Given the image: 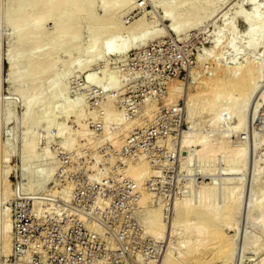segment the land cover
<instances>
[{"label":"rangeland","instance_id":"1","mask_svg":"<svg viewBox=\"0 0 264 264\" xmlns=\"http://www.w3.org/2000/svg\"><path fill=\"white\" fill-rule=\"evenodd\" d=\"M20 1L0 0V264H264V98H256L264 76L248 102L222 93L210 105L202 91L226 64L264 67V37L255 50L246 33L258 20L243 18L254 8L264 21V0H198L202 19L182 17L178 30L165 10L181 0ZM110 27L118 29L99 35L103 52L84 66L96 33ZM142 28V42L118 47ZM109 40L115 49L105 54ZM86 73L95 82L87 85ZM233 109L243 114L236 130ZM240 148L243 159L231 161ZM141 161L147 168L137 178ZM176 205L188 211L177 215ZM214 228L220 234L211 238Z\"/></svg>","mask_w":264,"mask_h":264},{"label":"bare ground","instance_id":"2","mask_svg":"<svg viewBox=\"0 0 264 264\" xmlns=\"http://www.w3.org/2000/svg\"><path fill=\"white\" fill-rule=\"evenodd\" d=\"M19 1V0H18ZM24 4L26 3V4H29V5H31L32 6V4H34V3H38V1L39 0H21ZM20 1V2H21ZM41 1L42 0H40L39 2L41 3ZM44 1V0H43ZM43 1H42V3H43ZM65 0H63V2H64ZM36 3V4H37ZM65 4L67 3V2H64ZM105 3H107V1L105 2ZM18 4V3H17ZM19 5H21V4H19ZM29 5H26L25 7H27L28 8V6ZM35 5V4H34ZM107 5V4H106ZM105 4H102V7H104L105 9L107 8V6H106ZM18 6V5H17ZM24 6V5H23ZM23 6H22V10H24L25 9V7H24V9H23ZM30 6V7H31ZM18 8V7H17ZM17 8H16V11H17ZM20 9V8H19ZM19 9H18V15H20L19 14ZM20 9V10H21ZM202 9H203V6H202V4L200 3H198V0H181L180 1V4L179 5H175V6H173V7H168L165 11H166V15L167 16H169L170 18H171V26H172V28L173 29H175V30H178L182 25H183V23L181 22V20H182V17H184V18H186L187 20H189L190 22H192V21H196V20H199V18L200 19H202L201 18V16H203L202 14H203V12H202ZM208 11H209V9H207ZM22 12H24L25 13V16L23 17L25 20H23V21H21V22H25V24L27 23L28 24V22L30 23V21L28 20V17H26V12L25 11H22ZM21 13V12H20ZM22 14V13H21ZM29 14V13H28ZM27 14V15H28ZM24 15V14H23ZM30 15V14H29ZM45 15V14H44ZM19 17V16H18ZM22 17V16H21ZM31 17V16H30ZM20 18V17H19ZM243 18L244 19H251V20H258L257 22L259 23V26L258 27H253V28H248L247 30H246V33L248 34V38L251 40V41H249V39H248V41H249V44H248V46L250 45V43H251V45H250V47L251 46H253L254 47V49L256 50V48H255V46H256V44H257V41L260 39V38H262L263 39V37H264V21H262V20H260L259 18H258V16L256 15V10L254 9V8H251V10L249 11V12H247L244 16H243ZM22 19V18H21ZM37 19H39V18H37ZM205 19V18H204ZM36 20V19H35ZM35 20H32L33 22L35 21ZM41 20V19H40ZM40 20H38L37 22H39ZM15 21V20H14ZM13 21V22H14ZM17 21H18V19H17ZM28 21V22H27ZM31 21V22H32ZM98 21V20H97ZM182 25H181V24ZM20 24V23H19ZM21 24H23V23H21ZM34 24H35V22H34ZM21 26V25H20ZM38 26V25H37ZM17 28V27H16ZM116 27H113V28H111L110 27V29L109 28H107V30H105L104 32H102V31H98L97 33H96V36L93 38V40H92V43H91V48L92 49H89L88 51H87V54H86V56H87V58H86V56H85V58H84V66H87V65H90L93 61H95V59L99 56L98 55V53H99V51H101V52H103L102 50H100L99 49V43H98V37H100L101 35H106V36H110V35H114V33L116 32V29H118V28H116ZM57 29H59V28H56V32H60V29L59 30H57ZM129 29V28H128ZM131 29H133V27L131 26ZM133 30H131V32H132ZM58 32V33H59ZM28 34V33H27ZM27 34H25V36H23L24 38L25 37H28V36H26ZM29 34H30V32H29ZM33 34V33H32ZM133 34H134V32H133ZM19 35H21V34H19ZM34 35V34H33ZM100 35V36H99ZM147 35V29L146 28H142V29H140V31H136V34L134 35V37L133 36H131V37H133V39H132V41L131 42H129V41H127V40H122L121 42H119V45H118V47L120 48V49H126V48H128V46H129V44L131 43V45L132 44H137L138 42L140 43V42H142V40L144 39V38H146L145 36ZM71 36V35H70ZM18 37V36H17ZM20 38L22 37V36H19ZM19 37H18V39H19ZM30 37H31V35H30ZM72 37V36H71ZM70 37V38H71ZM27 39V38H26ZM261 40V39H260ZM259 40V41H260ZM134 45V46H135ZM105 50H104V53L106 54V53H110L111 51H113L115 48H114V42H113V40H109L105 45ZM264 47V46H263ZM85 52V51H84ZM81 53V52H80ZM103 53V54H104ZM261 53V52H260ZM260 53H258L259 55H260ZM85 54V53H84ZM99 54H101V53H99ZM81 55V54H80ZM79 56V55H78ZM253 56V55H252ZM262 58V57H261ZM80 59V58H79ZM78 59V60H79ZM98 59V58H97ZM245 59V58H244ZM77 61V60H76ZM77 62H79V61H77ZM242 62V61H241ZM262 62V61H261ZM218 64V63H217ZM232 64V63H231ZM261 64V63H260ZM259 63H257V62H254V61H246V62H244V63H241L240 65H237L236 63L235 64H233V65H225V66H223V67H221L219 70H218V73L216 74V76H214V77H212V78H210L209 80H208V82H206L205 83V85H204V88H203V90L202 91H204V90H206L207 91V93H204V94H208V93H210V95H211V98H210V101L208 102V104H210V105H212V103L213 102H215L216 100H218V99H216V98H219V94H222V93H225V95H226V98L228 97V98H230L231 100V102L232 103H234L235 102V100L239 97H241V99L239 100V101H242V98H251V96H248V95H250V94H253V91L255 90V88L257 87V85H258V83L260 82V81H262V77L264 76V67H262L261 65H260ZM82 65V64H81ZM86 77H85V82H86V84L88 85V84H90V83H92V82H95V80L93 79V77L91 76V74H88V73H86V75H85ZM264 80V79H263ZM204 83V82H203ZM261 83V82H260ZM52 84V83H51ZM50 84V85H51ZM116 86H117V84H115ZM114 85V86H115ZM63 86V85H62ZM62 86H60V88H58V90L56 91V94H57V96H59V94H61L60 92H61V90L63 89V87ZM260 87V86H259ZM256 91V90H255ZM200 92V91H199ZM55 94V93H54ZM203 94V93H202ZM254 94H255V92H254ZM228 95V96H227ZM200 96H203V95H200ZM218 96V97H217ZM222 96V95H221ZM224 96V95H223ZM222 96V97H223ZM230 96V97H229ZM237 96V98L236 99H234L235 97ZM253 96V95H252ZM257 97V99L258 100H263V98H264V87H263V89L262 90H260V93L259 94H257L256 95ZM113 95H112V98L110 97V98H108L106 101H105V103L104 102H102L103 103V108L102 109H104V111H105V113L106 112H111V110L113 111V106H112V104H113V102H114V100L115 99H113ZM222 97H221V99H222ZM238 98V99H239ZM245 99L246 100V102H248L247 100L248 99ZM34 99H35V97H34ZM34 99H28L27 101H26V110H25V114H24V116H26V117H28V119H29V116H30V111H32V110H30V109H32V107L31 106H33L34 105V102H35V100ZM220 100V99H219ZM218 100V101H219ZM223 100H225V99H223ZM229 100V99H228ZM233 100V101H232ZM244 100V101H245ZM205 101V100H204ZM217 101V102H218ZM222 102V101H221ZM226 102H227V100H226ZM77 103H78V101H77ZM98 103V102H97ZM200 103V102H199ZM206 103V102H205ZM223 103V102H222ZM228 103V102H227ZM226 103V104H227ZM230 103V102H229ZM244 104H245V102H243ZM252 103V102H251ZM193 104V103H192ZM195 104V103H194ZM207 104V103H206ZM214 104V103H213ZM100 105V104H99ZM221 105H223V104H221ZM221 105H219V106H221ZM228 105V104H227ZM237 105V104H236ZM247 105V104H246ZM257 105V104H256ZM76 106V105H75ZM85 106V105H84ZM117 106V105H116ZM235 106V105H234ZM249 106H250V104H249ZM252 106V105H251ZM254 106H255V103H254ZM87 107V106H86ZM85 107V108H86ZM214 107H216V106H214ZM224 107V106H223ZM258 107V106H257ZM43 108V106L40 108V110ZM242 108H243V106H242ZM245 108V107H244ZM68 109V108H67ZM76 109V108H75ZM100 109V108H99ZM98 109V110H99ZM114 109H115V107H114ZM223 109V108H222ZM232 109V108H231ZM236 109V108H235ZM42 110H44V112H42ZM40 112H41V116H44L45 117V119H44V121H43V119H42V121L43 122H46L47 123V114L48 113H46L47 111V108H46V110L45 109H42ZM49 110V109H48ZM82 110H83V108H82ZM118 109L116 108L115 109V111H117ZM122 110V109H121ZM121 110H118V112L116 113V119L115 120H117V122L118 121H123V117H122V111ZM204 110V109H203ZM212 110H215V109H213L212 108ZM221 110V109H220ZM251 110V109H250ZM64 111H65V109H64ZM114 111V112H115ZM211 111V110H210ZM255 111H256V106H255ZM61 112H62V110H61ZM89 112V111H88ZM87 112V113H88ZM95 112V111H94ZM209 112V111H208ZM216 112V114L218 113L217 111H215ZM231 112H236V115H237V120L235 121L236 123H235V126H233L231 129H235L236 130V127L240 124L241 125V120H243V119H241L242 118V116H243V114H242V116H241V114H240V112H242V111H236V110H234L233 109V111H231ZM247 112V111H246ZM44 113V114H43ZM80 113V112H79ZM112 113V112H111ZM212 113V112H211ZM43 114V115H42ZM73 114V113H72ZM82 114V113H81ZM107 114H109V113H107ZM107 114H106V116H107ZM233 114V113H232ZM250 114V113H249ZM76 115V114H75ZM104 115V114H103ZM113 115V114H112ZM115 115V114H114ZM247 115V114H246ZM253 115V114H252ZM82 116V115H81ZM215 116V115H214ZM33 117H34V115H33ZM75 117V116H74ZM200 117V116H199ZM210 117V116H209ZM208 117V118H209ZM253 117V116H252ZM215 118H216V116H215ZM220 118V117H219ZM244 118V117H243ZM33 119V118H32ZM40 119H41V117H40ZM213 119V118H212ZM264 119V118H263ZM30 120V119H29ZM104 120H106V118L104 119ZM206 120H208V119H206ZM215 119H213L212 121H214ZM42 121H40V122H42ZM129 121V120H128ZM128 121H126V123L128 124L129 122ZM218 121H219V119H218ZM264 121V120H263ZM48 122H49V120H48ZM46 123H44V125L46 124ZM121 123V122H120ZM125 122H123V124H124ZM193 123V122H192ZM213 123V122H212ZM243 123V122H242ZM122 124V125H123ZM194 125H196L195 123H193V125L192 126H194ZM202 125V124H201ZM213 125V124H212ZM104 126V125H103ZM106 126V125H105ZM125 126H127V125H125ZM198 126V125H197ZM263 126V125H262ZM211 127V126H210ZM235 127V128H234ZM239 127V126H238ZM258 127V126H257ZM126 128V127H125ZM194 128V127H193ZM196 128V127H195ZM253 128V127H252ZM217 129V128H216ZM263 129H264V127H263ZM262 129V130H263ZM191 131H192V128H191ZM252 131V130H251ZM30 132V131H29ZM209 132V131H208ZM225 132H226V130H225ZM228 132V131H227ZM244 132V131H243ZM191 133H194V132H191ZM206 133V132H205ZM221 133V132H220ZM257 133V132H256ZM27 134V133H26ZM186 134H188V133H186ZM186 134H185V136H186ZM223 134H225V133H223ZM244 134V133H243ZM33 135V134H32ZM85 135V134H84ZM190 135V134H189ZM196 135V134H195ZM208 135V134H207ZM83 136V135H82ZM191 136H192V134H191ZM194 136V135H193ZM205 136V135H204ZM229 136V135H228ZM256 136V135H255ZM36 137H37V135H36ZM35 137V138H36ZM88 137L89 136H87V139H88ZM220 137V136H219ZM257 137V136H256ZM26 138V137H25ZM81 138V137H80ZM190 138L191 137H189V136H187V138H185V140L183 141L185 144L187 143V144H189L190 143V141H191V143H192V138H191V140H190ZM198 138V137H197ZM208 138V137H207ZM252 138V137H251ZM34 139V138H33ZM32 139V140H33ZM215 139V138H214ZM246 139V138H245ZM262 139H264V136H262V138L260 139L261 141H262ZM26 140V139H25ZM31 139L28 141V143L29 144H27L26 143V141H24L23 143H25V144H27L26 146L27 147H29L30 146V144H31V148H32V145H33V142H35V140L31 143V141H32ZM193 140H194V138H193ZM254 139L252 138V141H253ZM258 139H256V140H254L255 141V144L256 143H258L259 141H257ZM88 141V140H87ZM197 141V139H195V142ZM207 141H208V139H206V137H201V138H199L198 139V146H197V148H200V150H205L206 148H207ZM229 141V140H228ZM209 142V141H208ZM219 142H221V140L219 141ZM218 142V143H219ZM225 142V141H224ZM183 143V144H184ZM211 143V142H210ZM253 143V142H252ZM35 144V143H34ZM247 144V143H246ZM36 145V144H35ZM216 144H214V145H212L211 146V148L210 147H208V148H210L211 149V151L210 152H212V153H218V151L220 152L221 150H222V148H223V145H221V143H220V145L219 144H217V146H215ZM245 145V144H244ZM243 145V146H244ZM253 146H255L254 144H252ZM25 146V147H26ZM189 146V145H188ZM208 146H210V145H208ZM224 146H225V144H224ZM241 146V145H240ZM242 146V147H243ZM29 147V148H30ZM180 147H181V145H180ZM28 148V149H29ZM42 148H43V146H42ZM45 148V147H44ZM25 149V148H24ZM27 149V148H26ZM27 149V150H28ZM33 150H35V147H33L32 148ZM31 149V150H32ZM189 149V148H188ZM243 149L244 148H240V149H238V150H236V152L232 155V158H231V161H240V160H242L243 159V157L245 156V154H244V151H243ZM26 150V151H27ZM248 150V149H247ZM26 151H25V153H26ZM209 151V150H208ZM29 152V150L27 151V153ZM31 152V151H30ZM30 152H29V154H30ZM192 152H194L193 154H195L196 153V150H191L190 152H189V154H188V157H187V159H186V161H189L188 159L189 158H191L192 159V155L193 154H191ZM29 154H25V155H29ZM187 156V155H186ZM94 158V157H93ZM190 159V160H191ZM93 160V159H92ZM141 160V159H140ZM94 161V160H93ZM191 161H193V160H191ZM190 162V161H189ZM94 163V162H93ZM98 163V162H97ZM192 163V162H191ZM95 165V164H94ZM188 165H190V164H188ZM91 167H92V165H91ZM90 167V168H91ZM95 167V166H94ZM137 167V166H136ZM139 169H140V172H139V170H138V172H137V174H136V177L138 176V175H140V173H143V171L147 168L146 167V164H145V162L143 161H141V163L139 162ZM137 167V168H138ZM136 168V169H137ZM89 171H90V169H89ZM146 172V171H145ZM101 173V172H100ZM104 173H105V171H104ZM93 174V173H92ZM97 174V173H96ZM94 175V174H93ZM102 175V174H101ZM138 178V177H137ZM215 188V187H214ZM217 189V188H216ZM240 192V191H239ZM212 193V192H211ZM200 194V193H199ZM206 194V193H205ZM209 195V194H208ZM249 196V195H248ZM209 197H210V195H209ZM254 197V196H253ZM252 197V198H253ZM208 198V197H207ZM207 198L205 197V199H204V197H202V196H200V203L201 204H203V205H208L209 206V204H210V202H208L207 201ZM188 199V198H187ZM193 199V198H192ZM191 199V200H192ZM40 201V200H39ZM206 201L209 203H207L206 204ZM250 201V200H249ZM248 201V202H249ZM251 201H252V199H251ZM183 204H184V207H186V208H189L188 206H189V201L187 200L185 203L183 202ZM182 204V205H183ZM193 204V203H192ZM196 205L198 204V203H195ZM201 204H199V205H201ZM232 204V203H231ZM250 204V203H249ZM246 206V205H245ZM248 206V205H247ZM176 207L178 208V210H177V215H179V213L181 214L182 212H185V211H188V209H181V208H179V206L178 205H176ZM182 207V206H181ZM192 207V206H191ZM211 207V206H210ZM197 208V207H196ZM204 208H206V207H204ZM230 204L228 203L225 207H224V209L222 210V214H228V213H230ZM258 208V207H257ZM208 209V208H207ZM207 209L205 210V211H207ZM256 209V208H255ZM258 210H260V209H258ZM78 211V210H77ZM76 211V212H77ZM72 212H74V211H72ZM71 212V213H72ZM79 212V211H78ZM195 212V211H194ZM201 212V211H200ZM87 213V212H86ZM192 213V212H191ZM197 213V212H196ZM256 215L258 214V213H261V212H258V213H256V211L254 212ZM183 214H185V213H183ZM199 214V213H198ZM197 214V215H198ZM88 215V214H87ZM177 215L175 216V217H177ZM195 215V214H194ZM204 215V214H203ZM262 215V214H261ZM261 215H259V217L261 216ZM89 216V215H88ZM196 216V215H195ZM219 216H222L221 214L219 215ZM258 216V215H257ZM201 217V216H200ZM205 217V216H204ZM203 218V217H202ZM257 218V217H256ZM175 219H177V218H175ZM174 219V220H175ZM263 220V219H262ZM174 222V221H173ZM207 222V221H206ZM213 222V221H212ZM97 224V223H96ZM149 224V223H148ZM203 224H205L204 223V221H203ZM150 225H152L153 226V228L155 229L153 232L156 234V233H160L161 232V230H162V228H163V225H162V223H161V219H160V215H159V213L158 212H156V210L155 211H152V214H151V217H150ZM212 225H215V224H212ZM207 226V225H206ZM10 223L7 221L6 223H5V227H4V230H5V236L7 235V232L9 231V229H10ZM152 228V227H151ZM211 228H213V227H211ZM206 229H207V227H206ZM215 229V228H214ZM205 230V229H204ZM211 230V229H210ZM216 230V229H215ZM205 232L206 231H204V234H203V230H202V235H204V236H202V237H207V235H208V233H206L205 234ZM158 233V234H159ZM210 234V236H211V238L213 237V238H216V237H218L219 236V231L218 230H216V232H214V233H212V232H210L209 233ZM256 236V235H255ZM208 239V238H207ZM6 246H7V243L5 244ZM218 252V250H214V255L216 254ZM192 253V252H191ZM213 253V252H212ZM211 254V253H210ZM231 254H232V252L231 253H229L228 254V256L230 257L231 256ZM193 256V255H192ZM215 257V256H214ZM262 259H264V257H261ZM259 261V260H258ZM260 262V261H259ZM165 263L167 264L168 263V258L165 260ZM164 263V264H165ZM252 263V262H251ZM256 263V262H255Z\"/></svg>","mask_w":264,"mask_h":264}]
</instances>
